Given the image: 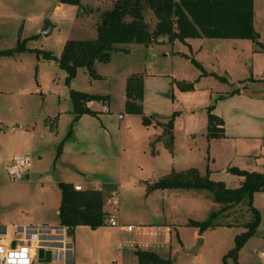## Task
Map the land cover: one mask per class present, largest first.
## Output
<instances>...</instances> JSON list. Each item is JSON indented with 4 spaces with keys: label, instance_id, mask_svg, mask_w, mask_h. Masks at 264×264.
<instances>
[{
    "label": "rangeland",
    "instance_id": "374dc122",
    "mask_svg": "<svg viewBox=\"0 0 264 264\" xmlns=\"http://www.w3.org/2000/svg\"><path fill=\"white\" fill-rule=\"evenodd\" d=\"M113 2L81 0L77 12L72 5L55 8L58 0H0V51L35 35L26 40L27 47L59 56L66 39L95 38L100 14ZM253 10L258 42L207 37L169 42L162 36L148 45L116 43L110 61L94 63L102 76L98 79L80 67L67 84L57 62L34 51L0 56V218L14 223L20 218L24 225L55 224V210L42 206L44 193L59 190L57 179L85 183L92 175L91 180L113 183L101 188L105 208H114L118 222H131L135 228L118 234L116 245L114 230L110 236L75 226L71 264H137L134 250L146 249L139 245L145 236L138 234L152 226L166 231L161 240L170 248L156 252L172 264H220L251 212L243 204L234 205L215 220L219 225L200 232L188 221H203L219 207L211 193L154 183L196 168L235 188L240 178L229 167L264 172V0H253ZM143 14L153 28L152 11L144 7ZM47 25L50 33L44 36ZM131 74L143 77V114L154 116L149 125L141 115L124 110L125 82ZM70 89L108 95V101L91 100L95 114L73 121ZM209 114L220 120L224 136L207 137ZM170 119L171 150L163 124L155 123ZM17 154H28L31 165L21 178H12L7 168ZM253 206L260 222L240 247L237 264H264L259 255L264 252V191L254 193ZM227 222L234 223L222 224ZM15 230L10 226L5 239L18 236ZM199 238L197 250L188 252Z\"/></svg>",
    "mask_w": 264,
    "mask_h": 264
},
{
    "label": "trees",
    "instance_id": "16d2710c",
    "mask_svg": "<svg viewBox=\"0 0 264 264\" xmlns=\"http://www.w3.org/2000/svg\"><path fill=\"white\" fill-rule=\"evenodd\" d=\"M58 3L77 6V12L81 7V0H58ZM144 7L152 11L156 20L153 28L145 19ZM162 36H166L169 42L200 37L250 39L258 42V33L254 27L253 0H114L111 8L100 14L96 37L66 39L59 56L50 51L27 47L26 40L35 35L18 39L14 47L1 50L0 56L34 51L37 57L55 60L65 71V82L68 84L80 67H85L94 79L101 78L94 68V63L110 61L114 44L135 42L148 45L159 41ZM192 61L197 64L196 61ZM180 86L189 87L184 84ZM143 92V77L139 74L129 75L125 82L124 110L126 113L141 115L142 123L149 125L154 116L148 117L143 114ZM69 97L74 114L73 121L82 114H95V111L87 107V101H108V95L90 94L74 89L69 90ZM209 122L208 138L224 136L222 125L216 115L209 114ZM155 123L163 124L164 134L168 136L166 146L171 150L172 119L165 123L156 120ZM228 170L241 177L238 187L229 188L223 181L209 178L207 173L200 174L196 168L172 172L156 181L154 187L209 191L213 202L219 204V207L203 221L193 219L188 221V224L197 226L200 232L219 225L220 223L215 222L218 217L224 215L234 205L243 204L246 210L251 212V219L243 225L245 230L234 236V243L221 256L220 263L237 264L240 247L255 234L260 222L259 210L253 206V195L257 191H264V172L248 171L235 166L229 167ZM58 187L61 192L58 209L61 224L70 230L78 225L92 229L103 225L107 213L104 210L105 195L102 190L95 188L76 190L74 184L70 182H59ZM233 223L227 222L226 225ZM133 253L137 264L173 263L170 258L161 257L151 250L135 249Z\"/></svg>",
    "mask_w": 264,
    "mask_h": 264
},
{
    "label": "built area",
    "instance_id": "2783aa9c",
    "mask_svg": "<svg viewBox=\"0 0 264 264\" xmlns=\"http://www.w3.org/2000/svg\"><path fill=\"white\" fill-rule=\"evenodd\" d=\"M86 105L89 107L91 101H87ZM102 106L105 110V104ZM106 110L108 111V108ZM30 165L31 157L28 154H17L12 157L7 172L12 178H21L25 173V169L29 168ZM74 188L76 190L83 189L80 185H74ZM112 203L114 206L116 205L115 200ZM104 222L120 232H132L135 228L132 224L119 223L112 213L108 214ZM6 233V230L4 234L0 233V264H71L72 262V243L69 228L60 222L20 227L17 231L18 237L13 239L14 245L12 247L10 242L3 239ZM141 233H145L144 229ZM38 249L49 251L50 255L47 263L37 262ZM262 255L264 256V253Z\"/></svg>",
    "mask_w": 264,
    "mask_h": 264
},
{
    "label": "crops",
    "instance_id": "0c3cea01",
    "mask_svg": "<svg viewBox=\"0 0 264 264\" xmlns=\"http://www.w3.org/2000/svg\"><path fill=\"white\" fill-rule=\"evenodd\" d=\"M62 6V4H59V3H57L56 4V6H55V8H59V7H61ZM28 170V168L27 169H25V173H26V171ZM260 172V171H259ZM199 173H200V171H199ZM201 174V173H200ZM239 177V176H238ZM240 179H239V182L241 181V177H239ZM88 179L89 180H86V182L85 183H83L82 181H80V180H71V179H57L56 180V182L57 183H59V182H70V183H73L74 185H80L82 188H92V187H94L95 189H101V188H104V187H114V186H112L113 185V183H109V182H100V181H94V180H91L92 179V175H90V176H88ZM240 184V183H239ZM58 189H59V187H58ZM114 189V188H113ZM114 192V191H113ZM113 192H112V194H113ZM113 196L114 195H112V199H113ZM44 201L42 202V200H41V203H42V206H44V208H48V207H50V208H53L54 210H55V213L57 214V217H58V209H59V205H60V200H61V192H60V189L58 190V191H54L53 193H49V192H47V193H44ZM116 201V200H115ZM216 205H215V207H218L219 206V204H217V203H215ZM116 205H117V202H116ZM107 205L106 204H104V210L106 211V213H107V215L109 214V213H112V212H114V208L112 209L111 208V212H110V210H108L107 208H105ZM108 211V212H107ZM113 214V213H112ZM17 222H13V221H10V220H5V219H2V218H0V233H2V232H4L5 230H6V236L8 235V228H10V226H13V227H15L16 228V230H15V233L16 234H18L17 233V231H18V229L20 228V227H22V226H27V225H36V224H27V225H24V224H21L20 222H21V220L22 219H15ZM57 223H59V218H58V222ZM119 223H121V224H132L133 225V223H131V222H119ZM41 224H45V223H41ZM56 224V223H55ZM223 224H225L226 225V223H223ZM78 227H88V226H78ZM77 227V228H78ZM89 228V227H88ZM115 227H112V226H109V225H107L105 222L103 223V225L102 226H99V227H97V228H94V230L95 231H102L103 233H106V234H108V235H113V233H111V231H113L114 230V237H115V240H116V245L118 244V240H119V238L120 237H117V235L119 234H122L121 232H119V230L117 231L116 230V228L114 229ZM80 229H85V228H80ZM144 229V231H145V233L144 234H138V235H141V236H145V238L144 239H142L141 241H139V245H143V247H145L146 248V250H149V248H151V251H154V252H156V248H163L164 246L165 247H167L168 248V250H169V248H170V244H169V242H168V244H165V241L164 242H162V240H161V237H163L164 235H166V231L165 230H161L160 228L158 229L157 227L155 228L154 226H152V227H146V228H143ZM76 231V230H75ZM73 232H74V229H69V235H70V237L73 235ZM127 233H129V232H127ZM18 236H16V237H11V238H9V239H5V237L3 236V239H4V241H6V242H10V241H12L14 238H17ZM151 237H153V238H151ZM160 237V238H159ZM112 239V238H111ZM71 241V240H70ZM170 241V240H169ZM126 242H128V244H133V245H137L135 242V240H129V241H126ZM72 243V242H71ZM138 246V245H137ZM197 250V249H196ZM157 253V252H156ZM264 252H260L259 253V255L261 256V257H263L264 258V256L262 255ZM134 254V253H133ZM158 254V253H157ZM159 255V254H158ZM160 256V255H159ZM134 258H135V261H136V257H135V255H134ZM71 260H72V262L74 261L73 260V253H71ZM71 262V263H72Z\"/></svg>",
    "mask_w": 264,
    "mask_h": 264
},
{
    "label": "water",
    "instance_id": "95a60500",
    "mask_svg": "<svg viewBox=\"0 0 264 264\" xmlns=\"http://www.w3.org/2000/svg\"><path fill=\"white\" fill-rule=\"evenodd\" d=\"M42 33L44 34V36H46L47 34L50 33V26L47 25L45 28L42 29ZM4 232H2L1 234H4ZM200 242H202V240L199 238L198 239V243H196V245L191 248L190 250H188V252H194L196 251V249L198 248ZM14 245V241H10V246L12 247ZM49 251L46 250V251H43L42 249H38L37 250V262L39 263H47L49 261Z\"/></svg>",
    "mask_w": 264,
    "mask_h": 264
}]
</instances>
